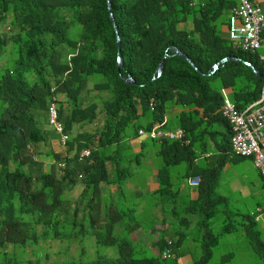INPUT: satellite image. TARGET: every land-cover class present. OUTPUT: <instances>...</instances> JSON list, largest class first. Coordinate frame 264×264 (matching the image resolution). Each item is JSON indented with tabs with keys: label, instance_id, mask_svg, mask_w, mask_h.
Here are the masks:
<instances>
[{
	"label": "trees",
	"instance_id": "trees-1",
	"mask_svg": "<svg viewBox=\"0 0 264 264\" xmlns=\"http://www.w3.org/2000/svg\"><path fill=\"white\" fill-rule=\"evenodd\" d=\"M237 2L109 0L108 8L107 0H0V264H174L167 262L172 244L163 230L150 255H139L125 234L117 235V225L133 227L125 225L124 208L103 201L100 192L102 183L115 184L121 194L125 162L133 161L120 157L122 140L155 124L183 131L181 140L147 141L159 143L161 168L185 162L187 174L199 177L195 214L204 230L202 257L210 255L217 235L208 219L221 200L214 192L219 169L228 152L250 159L231 152L222 102L241 110L264 85L244 64L264 73L263 50H244L223 31ZM228 56L237 60L217 63ZM50 106L59 132L48 122ZM213 148L220 151L218 164L192 173L195 153ZM230 230L226 223L220 232ZM54 240L64 243L61 250L41 246ZM84 242L94 250H84ZM72 243L82 244L76 257L67 253Z\"/></svg>",
	"mask_w": 264,
	"mask_h": 264
},
{
	"label": "crops",
	"instance_id": "crops-1",
	"mask_svg": "<svg viewBox=\"0 0 264 264\" xmlns=\"http://www.w3.org/2000/svg\"><path fill=\"white\" fill-rule=\"evenodd\" d=\"M253 2L264 11V0ZM223 31L225 34V26ZM228 91L229 89L224 90L225 93ZM147 140L145 135H136L124 138L122 141L125 143L121 142L127 146L120 157L133 156L132 167L135 173L133 177H126L121 184L122 189L132 190L131 193L127 192V196L133 207L125 210H131L136 216L125 218L130 222L129 226L133 227L129 231L117 225V235L125 234L136 252L143 255L142 252L154 251L153 241L159 231L163 230L164 237L172 244L167 259L174 264H207L214 251H218L219 255L210 264H264V179L251 160L235 158L226 152L215 181L214 192L221 198L216 206L226 218L220 229L229 223L232 230L225 233H221L220 229L211 231L212 235H217V239L210 247V255L203 258L200 236L204 230L199 227L198 216L195 214L197 189L187 184V179L192 177L187 174V163L179 162L161 168L157 155L159 143ZM121 143L115 146L119 147ZM51 147L60 149L57 140H51ZM219 152L214 148L207 152H196L192 160V173H196L199 167L218 164ZM108 176L112 178V170ZM162 186L169 188L165 194L157 191ZM100 189L101 195L108 193L107 198L111 202L113 198H118V202L127 201L125 195H117L115 184L102 183ZM116 206L120 208L121 204Z\"/></svg>",
	"mask_w": 264,
	"mask_h": 264
},
{
	"label": "built area",
	"instance_id": "built-area-1",
	"mask_svg": "<svg viewBox=\"0 0 264 264\" xmlns=\"http://www.w3.org/2000/svg\"><path fill=\"white\" fill-rule=\"evenodd\" d=\"M237 5L229 11L228 22L225 26L227 39L237 44L244 50L253 52L262 49L263 53L258 54V59L264 61V11L253 2V0H237ZM263 88L258 99L248 103L241 110H237L226 98L223 99L221 114L230 127V148L231 152L238 156H248L252 165L264 179V100ZM48 122L55 126L59 132L61 126L55 121L56 113L52 106L49 107ZM139 135L160 140H181L183 131L176 127L173 129H160L157 124L148 131L138 129ZM65 135H61L60 141L64 142ZM88 151L83 149L80 156H86ZM199 177L194 175L187 179L191 187L198 185ZM264 200V192H263ZM168 249L162 251V255L168 256Z\"/></svg>",
	"mask_w": 264,
	"mask_h": 264
},
{
	"label": "rangeland",
	"instance_id": "rangeland-1",
	"mask_svg": "<svg viewBox=\"0 0 264 264\" xmlns=\"http://www.w3.org/2000/svg\"><path fill=\"white\" fill-rule=\"evenodd\" d=\"M100 122L101 121H97V123L95 124V125H99L100 124ZM41 125H42V127H44V128H50L49 126H45L43 123H41ZM85 127L86 128H90L91 126H89V125H85ZM47 128V129H48ZM45 147V146H44ZM46 148V147H45ZM111 161H108V167H107V170H108V172H111V170H112V164L110 163ZM110 163V164H109ZM126 164H129L128 166H127V169H126V175H127V177H133L134 176V169L132 168V166H133V162H132V160L130 161V162H125ZM130 167V168H129ZM127 192H129V193H131L132 192V190H130V188H124L123 187V189H122V192H121V194L119 195V197H121L122 195H125V198L127 199V201H125V203L124 202H118V198H113V202H118V203H116V204H121V206H120V208H124V213H123V215H122V218H130L131 216H136V215H134L133 213H131V210H129V212L127 211V210H125L127 207H133L132 206V202L128 199V196H127ZM78 193H79V187L78 186H74V188H73V190L71 191V194H70V196H71V198L73 199V200H75L76 199V197L78 198ZM108 197V193H106L104 196L102 195V200L104 201H106V198ZM119 208V209H120ZM77 216L79 217L80 216V213H77ZM224 214H223V212H221V209H219V207L218 206H216V208H215V212H214V214L212 215V217L209 219V221H210V230L211 231H217V230H219L220 229V227H221V225L222 224H224L225 223V219L226 218H224ZM224 218V219H223ZM141 219V218H140ZM142 220H144V219H142ZM125 221V225L127 224V221L126 220H124ZM121 231L122 232H124V230L123 229H121ZM83 244V246H82V248L84 249V250H86V249H90L89 250V252L91 251V250H94V248H93V246H90L87 242H84V243H82ZM82 244H80V245H82ZM80 245H78V246H75V243H72L69 247H68V249H67V253L68 254H72V255H74V257H76L77 255H78V250L80 249ZM41 246H44V247H47V250L49 251V252H54V251H56V250H61L62 248H63V246H64V243H59L58 241H56V240H54V241H51V242H46L45 244H41ZM28 251V250H27ZM154 252V251H153ZM153 252H148V251H145V252H143V255H150V254H152ZM138 254V253H137ZM219 255V252L218 251H214V252H212L211 253V259L209 260V262H207V264H210L211 262H213V261H216L217 259V256ZM54 256L52 255V257L49 259V260H51L52 258H53ZM171 260L170 259H167V262H170Z\"/></svg>",
	"mask_w": 264,
	"mask_h": 264
},
{
	"label": "water",
	"instance_id": "water-1",
	"mask_svg": "<svg viewBox=\"0 0 264 264\" xmlns=\"http://www.w3.org/2000/svg\"><path fill=\"white\" fill-rule=\"evenodd\" d=\"M110 4H109V0H107V7L109 8ZM111 20H112V17H111ZM118 43H119V38L118 36L116 35V46H118ZM171 50L173 51V53H175L176 55H180L181 57H183L188 63L189 65L193 66V68H195V66L193 65L192 61L184 54L182 53L180 50H178L176 47L174 46H171ZM232 59H236L235 57H223L221 58L217 63H223L227 60H232ZM117 65L121 66V60H120V57H117ZM217 64H214L213 65V68L216 67ZM247 65H249L250 69L252 70V72L257 75L259 78L261 79H264V73H260L258 72L256 69H254V67L250 64L247 63ZM162 70V62L160 61L157 66H156V73L159 74ZM125 81L127 83H133V80L130 78V77H127L125 79Z\"/></svg>",
	"mask_w": 264,
	"mask_h": 264
},
{
	"label": "clouds",
	"instance_id": "clouds-1",
	"mask_svg": "<svg viewBox=\"0 0 264 264\" xmlns=\"http://www.w3.org/2000/svg\"><path fill=\"white\" fill-rule=\"evenodd\" d=\"M225 35H226V32H225ZM247 63L248 64H250L249 62H247V61H244V64H246L247 65ZM214 65V64H213ZM249 66V65H248ZM212 69H215V68H213V66H212ZM139 135V134H138Z\"/></svg>",
	"mask_w": 264,
	"mask_h": 264
}]
</instances>
